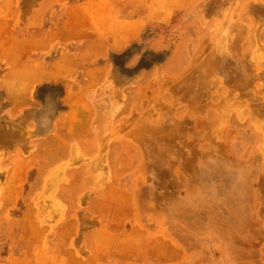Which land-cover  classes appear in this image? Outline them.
<instances>
[{
    "label": "rangeland",
    "instance_id": "1",
    "mask_svg": "<svg viewBox=\"0 0 264 264\" xmlns=\"http://www.w3.org/2000/svg\"><path fill=\"white\" fill-rule=\"evenodd\" d=\"M0 264H264V0H0Z\"/></svg>",
    "mask_w": 264,
    "mask_h": 264
},
{
    "label": "crops",
    "instance_id": "2",
    "mask_svg": "<svg viewBox=\"0 0 264 264\" xmlns=\"http://www.w3.org/2000/svg\"><path fill=\"white\" fill-rule=\"evenodd\" d=\"M48 101H49V98L42 99V102H41L42 106L40 107L38 113L36 114V116L34 118V125L40 133H47L49 131V128L51 127V132H49L48 134H40L39 133V135L45 136V140L41 141L44 144L43 147L45 148V146H46L47 149H50L51 144H52L51 143L52 140L50 139V134L52 133V131L55 127L56 110L53 109V105H52L51 111H50V109L47 107ZM47 135H49V136L46 137ZM46 165H47L46 169L50 170L52 165H55V157L54 156H51V157L48 156V159L46 161Z\"/></svg>",
    "mask_w": 264,
    "mask_h": 264
},
{
    "label": "bare ground",
    "instance_id": "3",
    "mask_svg": "<svg viewBox=\"0 0 264 264\" xmlns=\"http://www.w3.org/2000/svg\"><path fill=\"white\" fill-rule=\"evenodd\" d=\"M50 228V227H49Z\"/></svg>",
    "mask_w": 264,
    "mask_h": 264
}]
</instances>
